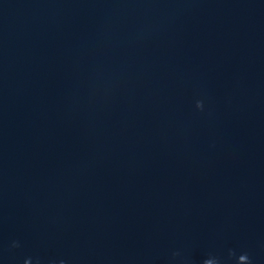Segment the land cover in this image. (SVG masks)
<instances>
[{"label": "water", "instance_id": "95a60500", "mask_svg": "<svg viewBox=\"0 0 264 264\" xmlns=\"http://www.w3.org/2000/svg\"><path fill=\"white\" fill-rule=\"evenodd\" d=\"M0 264H264V0H0Z\"/></svg>", "mask_w": 264, "mask_h": 264}]
</instances>
